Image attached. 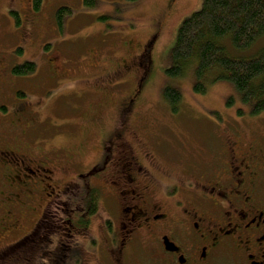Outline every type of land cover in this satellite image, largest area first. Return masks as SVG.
Segmentation results:
<instances>
[{
	"label": "rangeland",
	"instance_id": "rangeland-1",
	"mask_svg": "<svg viewBox=\"0 0 264 264\" xmlns=\"http://www.w3.org/2000/svg\"><path fill=\"white\" fill-rule=\"evenodd\" d=\"M203 1L96 0L94 6H87L83 0H43L40 10H35L33 0H0V81L6 84L0 103L7 108L0 107V144L13 145L14 138L22 140L26 133L25 144L46 154L57 148L89 150L78 156L88 164L102 144H110L111 137L115 140L114 135L123 132L129 144L159 145L168 156L160 158L161 164L173 170L179 167L182 154L215 151L225 144L224 135L226 144L233 139L235 130L251 133L245 136V144H264V112L253 115L251 105L242 102L232 83L214 81L209 73L204 79L206 92L199 93L193 68L180 78L166 74L180 26L202 8ZM60 8L69 10L62 28L57 24ZM13 12L18 14V24ZM256 44L244 52L254 47L259 51L264 38ZM26 62L35 64L34 72L15 75L13 69ZM145 72L148 78L141 75ZM140 78L146 79L141 89ZM166 85L181 92L176 113L162 97ZM130 99L132 111L121 123L120 111ZM32 120L36 129L27 130ZM55 170L63 193L58 201L56 197L41 200L33 223L44 213L42 220L54 224L55 236L62 237L66 227L72 229L69 222L76 213L71 211L83 201L82 196L74 198L75 191L85 195L94 181L86 178L87 170L75 176L64 163ZM29 194L33 197L30 208H35L36 194L24 193ZM93 233L99 235L97 228ZM75 236L73 243L80 237L85 247L84 234ZM84 258V264L101 263L88 254Z\"/></svg>",
	"mask_w": 264,
	"mask_h": 264
},
{
	"label": "flooded vegetation",
	"instance_id": "flooded-vegetation-1",
	"mask_svg": "<svg viewBox=\"0 0 264 264\" xmlns=\"http://www.w3.org/2000/svg\"><path fill=\"white\" fill-rule=\"evenodd\" d=\"M50 66L56 69L54 61ZM5 86L0 81V91ZM133 102L120 111L121 123ZM36 125L32 120L26 128ZM244 130L233 131L228 144L224 135L215 151L182 154L174 170L161 164L168 156L159 145L129 144L123 132L102 144L88 164L78 156L89 150L46 154L25 144L26 133L13 145L0 144V264H84L85 254L99 264H264V144H245L251 133ZM58 163L75 176L87 170L94 181L85 195L75 191L83 201L71 211L72 229L66 227L62 237L42 220L44 213L33 223L41 200L58 201L63 193ZM26 192L36 194L35 208ZM75 234H84L85 247L80 237L73 243Z\"/></svg>",
	"mask_w": 264,
	"mask_h": 264
},
{
	"label": "trees",
	"instance_id": "trees-1",
	"mask_svg": "<svg viewBox=\"0 0 264 264\" xmlns=\"http://www.w3.org/2000/svg\"><path fill=\"white\" fill-rule=\"evenodd\" d=\"M83 3L94 6L96 0H83ZM42 4L43 0H33L35 10H40ZM68 11L60 8L57 12V24L61 28ZM13 14L18 24V14ZM263 38L264 0H204L202 8L180 26L171 54L172 65L166 74L169 78H180L191 67L197 79L195 91L205 93L204 79L212 73L214 81L232 83L242 102L251 105V113L259 115L264 112V44L259 51L255 47L244 51ZM22 52L18 49V53ZM35 67L34 63L26 62L13 72L25 76L33 73ZM19 95L24 96L21 92ZM162 97L174 113L179 111L182 95L178 89L166 85Z\"/></svg>",
	"mask_w": 264,
	"mask_h": 264
}]
</instances>
